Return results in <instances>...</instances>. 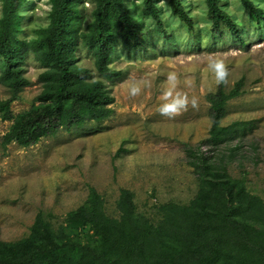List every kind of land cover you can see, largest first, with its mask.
Masks as SVG:
<instances>
[{"label":"rangeland","instance_id":"rangeland-1","mask_svg":"<svg viewBox=\"0 0 264 264\" xmlns=\"http://www.w3.org/2000/svg\"><path fill=\"white\" fill-rule=\"evenodd\" d=\"M182 1L193 17L192 31L171 13L168 0H155L168 40L153 30L155 19L141 14V0H126L145 29H152V36L137 48L117 40L109 65L120 75L105 80L114 97L110 117L87 120L81 128H60L26 147L3 141L10 121L0 119V241L27 236L39 211L61 222L84 202L90 185L102 195L112 216L118 215L121 188L133 192L136 209L151 219L159 216L156 207L162 203H188L198 182L186 148L208 136L206 94L219 86L229 91L239 80L242 91L227 101L220 123H249L228 142L239 144V150L227 170L232 177H244L247 191L264 201V27L250 21L240 0H222L224 10L239 24L241 42L223 25L219 32L212 31L205 0ZM254 1L264 9V0ZM80 7L84 27L91 19L93 1L82 0ZM49 8V0H27L21 8L24 37L47 23ZM217 61L225 73L219 80ZM78 64L98 77L85 50L79 52ZM21 66L30 85L11 103L15 114L29 108L40 92L38 75L44 69L31 53ZM8 96L0 84V99ZM180 100L175 111H162ZM201 150L207 146L201 145Z\"/></svg>","mask_w":264,"mask_h":264},{"label":"trees","instance_id":"trees-1","mask_svg":"<svg viewBox=\"0 0 264 264\" xmlns=\"http://www.w3.org/2000/svg\"><path fill=\"white\" fill-rule=\"evenodd\" d=\"M92 1L91 19L83 27L82 0H49L47 23L27 38L22 35L21 12L27 0H0V84L9 93L0 99V119L10 121L5 143L34 145L60 128H81L87 120L112 115L114 97L105 80L120 75L109 65L115 44L122 39L142 46L152 29H145L126 0ZM168 3L171 13L192 31L193 17L183 1ZM221 3L205 0L212 31L219 32L223 25L243 42L239 24ZM240 3L250 21L264 27V9L254 0ZM141 14L155 19L153 30L170 40L155 0H141ZM81 50L92 57L97 78L78 64ZM28 53L44 68L38 75L41 90L29 108L15 114L11 103L30 85L21 66ZM241 86L239 80L229 91L219 86L206 94L208 136L186 148L198 182L188 203H162L156 207L159 216L151 219L136 209L133 192L121 188L118 215L112 216L90 185L84 202L61 222L39 211L27 236L0 241V264H264V201L247 191L244 177H232L227 170L239 150V144L228 142L249 122L220 123L227 101L241 93Z\"/></svg>","mask_w":264,"mask_h":264},{"label":"clouds","instance_id":"clouds-1","mask_svg":"<svg viewBox=\"0 0 264 264\" xmlns=\"http://www.w3.org/2000/svg\"><path fill=\"white\" fill-rule=\"evenodd\" d=\"M165 15H167V14H165ZM215 67H216V70H217L216 75H217L218 80L222 79L224 74H225L224 71H223V63L221 61H217L216 64H215ZM172 78L173 77L170 76V79H172ZM132 91L134 93L136 91V89H133ZM177 103L182 104L183 100L176 101L173 104L167 105L164 109H162V111H167L169 109H171L172 111H175V104H177Z\"/></svg>","mask_w":264,"mask_h":264}]
</instances>
